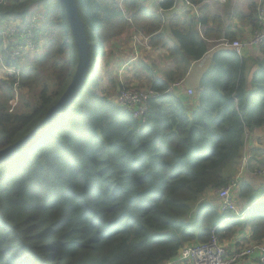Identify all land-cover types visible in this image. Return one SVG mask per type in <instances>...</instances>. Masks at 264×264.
<instances>
[{
	"label": "trees",
	"instance_id": "16d2710c",
	"mask_svg": "<svg viewBox=\"0 0 264 264\" xmlns=\"http://www.w3.org/2000/svg\"><path fill=\"white\" fill-rule=\"evenodd\" d=\"M185 1L202 7L198 20L174 16L169 23L179 44L169 55L180 76L169 75L174 69L167 80L151 76L150 91L158 95L148 100L141 122L116 103L117 93L132 83L120 82L114 51L107 49L134 34L167 49L161 17L150 14L143 0H76L91 46L89 72L69 108L0 163V264H166L184 247L209 242L213 235L221 243L243 225L253 232L250 245L264 244V200L231 223L214 203H200L209 191L218 193L233 182L234 201V194L251 190L236 177L248 143L246 173L264 177V59L256 61L258 69L249 78L251 60L221 49L198 94L189 96L183 85L170 90L208 53L203 37L222 36L207 29L201 37L197 27L210 20L208 6L205 0ZM174 4L161 6L169 10ZM31 14L43 17L36 37L46 46L24 67L20 90L40 91L30 113L10 112L13 91L11 83H3L9 93L0 100V150L45 118L74 73L69 54L76 47L63 3L24 0L0 6V20ZM247 19L254 30L261 29L258 6L250 7ZM259 50L264 57V42ZM136 69L150 71L144 62Z\"/></svg>",
	"mask_w": 264,
	"mask_h": 264
},
{
	"label": "crops",
	"instance_id": "0c3cea01",
	"mask_svg": "<svg viewBox=\"0 0 264 264\" xmlns=\"http://www.w3.org/2000/svg\"><path fill=\"white\" fill-rule=\"evenodd\" d=\"M171 1V0H168ZM175 2L174 6L169 9L165 10L162 8L161 4L157 3L156 0H143L144 6L148 4V8L150 9L146 10L150 14H155L161 17L163 24H164V31H165V37H166V44L167 49L163 48H154L149 51H141L136 58V54L134 53V62L132 64H128L130 58L133 57V53L131 56H127L129 54L130 48L132 49L131 45H125L120 46V49H123V52H127L128 54L123 58L122 63L119 64V61L121 60L119 51L116 50V46H113V51L115 55V66L117 70H121L124 65H126V74L129 77V80H135V78H138L136 76H139L143 81V83L146 84L147 91L150 90V80L151 76L153 78L157 77L163 80H167V75L170 70L174 69V64L172 62V54L169 55V50H171V53L173 51H176L179 47L177 39L171 34L169 30V23L172 17L174 16H180L183 19L190 20H198L201 18V12L200 9L202 5H195L192 3H189L185 0H173ZM204 5L208 6V9L210 11V20L207 22V25L201 26L198 25L197 29L203 37L204 32L209 29L214 31L216 34L219 32L222 34L221 38L216 37L213 35L211 38L205 39L206 42L209 43V51L208 53L197 62H193L191 66L189 67L186 75L177 80V83H181L183 85L182 91L187 89L193 90L194 95L199 93L200 89V83L203 74L211 67L213 66V56L216 52H218L221 49H227L225 47H222L221 43L223 41H227L226 37L228 36H234L236 38L235 41H246L249 38H251L257 29L254 30V27L252 23L247 19L248 15L250 14V7L252 5H256L259 7V9L264 10V0H205ZM152 9H155L153 11ZM171 14L170 16H168ZM214 17H217L220 19L221 23L217 24V21H214ZM259 26L260 20H259ZM133 46V44H132ZM242 57L251 60L250 66H252V72L249 76V78L252 76L253 72H255L257 68L256 61L263 60L264 57L261 55L259 47H252L249 49H246L244 53L242 54ZM140 62H144L151 70L152 74H148L147 71L142 72L136 69L137 64ZM170 76H174V78H177L180 76L177 71V67L169 74ZM144 84V85H145ZM134 86V85H133ZM137 87V86H134ZM249 89H251V86L249 84ZM145 88V89H146ZM176 94L182 98L183 93L177 92ZM193 95V96H194ZM183 99V98H182ZM186 100V99H185ZM192 109V108H191ZM261 143V142H260ZM246 149L243 151V156H246V162L243 165V162L240 161L239 169L236 172V177H238L241 182H247L250 184L251 190L246 189L244 195H239L237 193L234 194L235 203L237 205L238 211L242 212L245 211L248 207L253 206V204L256 201L264 200V178H261L260 176H254L251 172L246 173L245 166L248 163L250 152H249V143L245 147ZM248 170V169H247ZM254 174V173H253ZM239 186V185H238ZM248 195H253L251 198L247 197ZM250 199H253L250 202ZM208 202V204H215V208L218 210L220 209V200L218 198L217 192L209 191L203 199H201L200 203ZM199 203V204H200ZM198 204V205H199ZM251 208V207H250ZM222 213V212H221ZM246 215V214H245ZM234 226L231 225L227 229H233ZM253 232L251 228L245 227L244 225L238 228L233 235L221 242L227 250L232 251L238 247L242 246H248L251 243H253L252 235ZM166 264H178L175 261L168 262ZM238 264H262L260 254H254L251 257L239 262Z\"/></svg>",
	"mask_w": 264,
	"mask_h": 264
},
{
	"label": "built area",
	"instance_id": "2783aa9c",
	"mask_svg": "<svg viewBox=\"0 0 264 264\" xmlns=\"http://www.w3.org/2000/svg\"><path fill=\"white\" fill-rule=\"evenodd\" d=\"M23 1L0 0V6L7 7ZM167 1L156 0L159 4ZM259 20L261 29L256 31L249 40L223 41L221 45L225 48L234 49L241 56L246 49L259 47L264 42V10L262 9H259ZM42 25L43 17L38 14H31L25 18L14 16L0 20V78L4 82L11 83L9 85L13 92L21 89V73L24 69L23 64H21L22 60L44 53L46 41L36 37ZM132 44L131 47L136 54V58L141 51L149 52L153 49L151 38L143 34H135L132 37ZM134 60L135 58L130 60L127 65L134 62ZM123 67L121 70H123ZM179 86H182V84L176 83L172 85L170 90ZM187 93L189 96L194 95L191 89ZM157 95L150 90L141 92L125 89L116 95V103L128 109L134 119L144 122L148 112L147 102ZM10 112H13V110H10ZM260 174L264 176V170ZM235 186L236 182H233L217 193L220 199V209L222 214L225 215L224 222L226 223L241 219L244 215L238 211L232 198ZM257 253L260 254L262 264H264V244H252L229 251L213 235L209 242L184 247L175 262L178 264H238Z\"/></svg>",
	"mask_w": 264,
	"mask_h": 264
},
{
	"label": "water",
	"instance_id": "95a60500",
	"mask_svg": "<svg viewBox=\"0 0 264 264\" xmlns=\"http://www.w3.org/2000/svg\"><path fill=\"white\" fill-rule=\"evenodd\" d=\"M64 7L70 34L77 50L78 64L73 73L71 83L58 102L47 112L45 118L24 138L13 145L0 150V163L10 159L27 145L32 143L46 131L49 126L73 103L81 91L90 68V43L85 24L79 15L76 0H60Z\"/></svg>",
	"mask_w": 264,
	"mask_h": 264
},
{
	"label": "rangeland",
	"instance_id": "374dc122",
	"mask_svg": "<svg viewBox=\"0 0 264 264\" xmlns=\"http://www.w3.org/2000/svg\"><path fill=\"white\" fill-rule=\"evenodd\" d=\"M149 1H152V0H149ZM148 4H149V2H148ZM148 4L147 5H145L146 6V8H147V10H149L150 11V9L147 7L148 6ZM153 11H155L156 12V10L155 9H152ZM171 14H169L168 16H170ZM135 35V34H134ZM134 35H130V37L129 36H124L123 38L124 39H121L120 41H119V43H117V44H115V45H113V43L109 46V48L107 49L108 50V52L111 50V51H113V46H116V50H118L119 51V54H120V61H119V64H121L122 63V60H123V58L128 54L127 52H123V49L121 50L120 49V45H122L123 47L125 46V45H128V44H130V45H132V37L134 36ZM141 35V34H140ZM145 36V35H144ZM129 38V39H128ZM89 39L91 40V42H93V44H94V41H93V39L89 36ZM250 39V38H249ZM248 39V40H249ZM120 44V45H119ZM73 45H74V42H73ZM75 46V45H74ZM110 53V52H109ZM132 53H133V57H131L130 59L132 60L133 58H134V52H133V50L130 48V50H129V54L127 55V56H131L132 55ZM36 56H38V55H36ZM78 55H77V50H76V52H75V49L74 48H72L71 50H70V54H69V60H71L72 61V63H73V67H74V71H75V69H76V66H77V64H78V57H77ZM35 56H33V57H30V58H27V59H23L22 60V62H21V64H23V68L26 66V65H28V63H29V61H30V59H32V58H34ZM113 59H112V56H111V61H112ZM130 61V60H129ZM114 62V61H113ZM133 63V62H132ZM132 63H129V65L130 64H132ZM29 67V66H28ZM115 70L117 71V68H116V66H115ZM147 73L149 74V73H152L151 72V70L148 72L147 71ZM136 77H138V78H135V80L133 79V80H130V82L132 83V86H130V84L129 85H127V82H129V81H126V80H129V77L127 76V74H126V66L125 67H123V70H121L120 71V73H119V80H120V82L121 83H125L127 86H126V88L127 89H131V90H139V91H141V92H144V91H147L148 89L146 88V84L145 83H143L142 81V79L139 77V76H136ZM3 83H4V80H2L1 78H0V100H3L4 98H5V96H7V93H9V91L7 92L6 90H5V88L3 89L2 88V86H3ZM145 84V85H144ZM137 86V87H134V86ZM146 88V89H145ZM40 91V89L39 90H37V92H35L34 94H32V95H29L28 93H27V91H21V90H19V91H16V92H12V95H13V97H14V99H13V102H12V104H11V107H10V110H13V111H20V112H23V113H30V112H27V111H29V108L32 106V103H33V106H34V104H35V99H36V96H37V94H38V92ZM120 92V91H119ZM118 92V93H119ZM117 93V94H118ZM241 161L243 162V165L245 164V162H246V156H243V157H241ZM240 167L239 166H237V169H239ZM252 175H254V176H257V177H259L257 174H253L252 173ZM261 178H264V177H262V176H260ZM253 195H248L247 197H249V198H251ZM253 199H250V202L252 201ZM235 205H236V203H235ZM236 207H237V205H236Z\"/></svg>",
	"mask_w": 264,
	"mask_h": 264
},
{
	"label": "clouds",
	"instance_id": "9594fccd",
	"mask_svg": "<svg viewBox=\"0 0 264 264\" xmlns=\"http://www.w3.org/2000/svg\"><path fill=\"white\" fill-rule=\"evenodd\" d=\"M244 216H242V218H243Z\"/></svg>",
	"mask_w": 264,
	"mask_h": 264
}]
</instances>
